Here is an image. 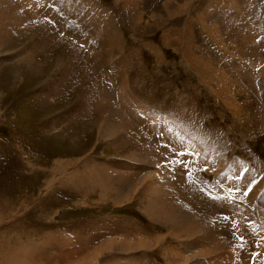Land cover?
I'll return each mask as SVG.
<instances>
[{
  "label": "rangeland",
  "instance_id": "rangeland-1",
  "mask_svg": "<svg viewBox=\"0 0 264 264\" xmlns=\"http://www.w3.org/2000/svg\"><path fill=\"white\" fill-rule=\"evenodd\" d=\"M253 180L229 227L213 197ZM148 188L161 190L156 220ZM262 194L264 0H0V264L17 250L47 252L43 264H207L229 249L241 259L226 264H264ZM192 207L240 243L205 255L203 235L161 217Z\"/></svg>",
  "mask_w": 264,
  "mask_h": 264
},
{
  "label": "bare ground",
  "instance_id": "bare-ground-1",
  "mask_svg": "<svg viewBox=\"0 0 264 264\" xmlns=\"http://www.w3.org/2000/svg\"><path fill=\"white\" fill-rule=\"evenodd\" d=\"M41 1V0H40ZM207 28V27H206ZM213 32V31H212ZM188 35V34H187ZM189 37V36H188ZM190 43V42H189ZM188 45V44H187ZM190 45V44H189ZM185 46V45H184ZM188 50V49H187ZM189 60H190V58H188ZM194 61V60H193ZM198 60H196L195 62H197ZM199 61H200V59H199ZM192 62V61H191ZM195 62H194V64H195ZM199 64V63H198ZM196 66V65H195ZM194 66V67H195ZM201 66V65H200ZM199 68V67H198ZM199 69H197V71H198ZM195 72V71H194ZM209 72V71H208ZM207 74V73H206ZM209 74V73H208ZM124 89V88H123ZM127 91L124 89L123 90V95L121 96V101L123 100V102H126V104H127V107L128 108H131L132 106H131V104L128 102V97H129V95H128V97H126L127 96V94L128 93H126ZM125 105V104H124ZM134 109H136L137 110V113L139 112L141 115H146V113H150L149 111H147L146 109H144L143 107H141L139 104H135V107H133ZM132 108V109H133ZM128 112V111H127ZM153 113V112H152ZM153 114H155V113H153ZM152 114V115H153ZM148 115V114H147ZM116 118V117H115ZM146 119H148V118H146ZM155 119V118H154ZM150 120V119H149ZM158 120V119H157ZM113 121V120H112ZM112 123V122H111ZM120 123V122H119ZM116 124V123H115ZM167 124V123H166ZM153 125H154V122H153ZM108 127H110L109 126V124H108ZM103 128H104V126H103ZM107 129V128H106ZM110 130H112V131H114V133H117L116 132V129H114L112 126H111V128H109ZM105 130V129H104ZM109 131V130H108ZM105 133V132H104ZM102 136V135H101ZM143 140V139H142ZM139 152V151H138ZM93 166H94V164H92ZM91 167L90 169H93L92 171H90V172H92L93 174H95V173H97L98 172V174H99V171H100V175H101V177L102 178H104V172L103 171H105L106 170V172H107V166H106V168L104 169V167H103V165H98L99 167V169L97 168V169H95L94 167ZM109 166V165H108ZM82 169V168H81ZM112 169V168H111ZM89 170V169H88ZM79 171V170H78ZM87 171V170H86ZM77 173V172H76ZM75 173V174H76ZM81 173V172H80ZM73 174H74V170H73ZM82 175V174H81ZM89 175V174H88ZM105 175H108V172H107V174H105ZM87 177V176H86ZM85 177V178H86ZM119 177H120V179L121 178H124V175H123V173H121L120 175H119ZM78 178V177H77ZM88 178L90 179V177L88 176ZM97 178V177H96ZM101 178V179H102ZM91 179H92V177H91ZM95 179V178H94ZM97 180H98V178H97ZM96 181V180H95ZM99 182H100V180H99ZM101 184V183H100ZM177 186V185H176ZM102 188H103V186H101ZM102 188H100V189H102ZM99 189V188H98ZM148 190H151L150 192H152L153 191V194H154V196L156 197V199H151V212H152V214L154 215V218H155V220L156 219H158V216H157V214H158V210L156 209V207L158 208V209H160V210H162V202L160 201V195L159 194H156V193H158V192H160L161 190H159V189H154L153 190V188H148ZM83 193V192H82ZM157 195H158V198H157ZM175 195H177V196H179V195H181V192H178V191H173V197H174V199H176L175 198ZM180 198V197H179ZM185 200V201H184ZM181 201H183L184 203H189V201L188 200H186V199H181ZM182 202V203H183ZM183 203V204H184ZM190 204V203H189ZM186 205V204H185ZM191 205H193L192 203L188 206V209H189V207L191 206ZM178 208V207H177ZM177 208H175L174 210H178V209H180V208H182V206H181V204H179V208L177 209ZM183 209V208H182ZM217 209V208H216ZM225 209V208H224ZM159 210V211H160ZM174 210H172V211H170L169 213H168V211H165V210H163L164 211V214L162 213L161 214V217L162 216H164V219H165V217H168L169 218V215L171 216V218L173 219V220H171V222L173 223V221H176V223H173V224H176V226L178 225V227L177 228H175L176 230V233H177V235L178 236H191V235H194L195 233H199L198 235H199V237H201V235H203L202 237L207 241V242H209L208 243V247H206V248H204L205 249V255L206 254H211V255H213L212 253H214V252H216L217 254H219V255H223V254H225V252H226V255H225V257H220L221 259H217V260H212V261H210L209 263H207V264H226L227 263V261H229V258H232V253L234 254V253H236L237 255H236V258H235V260L236 261H239L238 260V258L240 257V256H238L239 255V253H238V251H240V250H235V251H232L231 252V250L232 249H229V250H226L225 252H224V249H227V247L229 246L230 248H231V246H233V245H236L237 243H240V241L239 240H237V238H233L230 234H229V231H228V229L226 228V230L227 231H225V229H224V233L223 232H219L220 230H219V227H218V230L216 229V227L219 225V223H217L218 225L217 226H215V229L213 228L214 226H212L210 223H208V220L207 219H202V218H198V216L196 215V213L194 212V209H193V207L190 209V211L189 212H191L190 213V215H187V217L186 218H184V215H180L179 213L180 212H177V211H174ZM162 212V211H161ZM212 212V211H211ZM210 212V213H211ZM160 215V214H159ZM214 216V215H213ZM218 216V215H217ZM4 218V217H3ZM163 218V217H162ZM161 218V219H162ZM170 218V219H171ZM220 218V217H219ZM167 219V218H166ZM170 219L169 220H167V221H170ZM199 219H201V220H199ZM211 219V218H210ZM4 220H5V218H4ZM247 220V219H246ZM211 221H212V219H211ZM220 221H222V220H220ZM241 221V220H240ZM213 222V221H212ZM197 226H199V227H197ZM248 224V223H247ZM215 225V224H214ZM222 225V224H221ZM226 225V224H225ZM230 225V224H229ZM249 225V224H248ZM173 226V225H172ZM220 226V225H219ZM223 226V225H222ZM228 225H226V227H227ZM247 226V225H246ZM175 227V226H174ZM212 227V228H211ZM222 228V227H221ZM249 228V227H248ZM145 229V228H144ZM223 229V228H222ZM221 229V230H222ZM244 229V228H243ZM146 230V229H145ZM145 230H144V232H145ZM171 230V229H170ZM174 231V230H173ZM203 232L202 234H201V232ZM239 231V230H238ZM248 231H250V230H248ZM226 232V233H225ZM147 233V232H146ZM174 233V232H173ZM249 233V232H248ZM134 234H135V232H134ZM148 234V233H147ZM146 234V235H147ZM236 234V233H235ZM234 234V235H235ZM251 234V233H250ZM125 235V234H124ZM166 235H168V234H166ZM165 235V236H166ZM169 235H170V233H169ZM174 235V234H173ZM220 235L222 236V237H220ZM242 235V234H241ZM228 236V237H227ZM158 237V236H157ZM162 237V236H161ZM164 237V236H163ZM198 237V236H197ZM239 238V237H238ZM67 239V238H66ZM65 239V240H66ZM94 239H95V237H94ZM128 238H126L125 240H127ZM137 239H139L140 240V238L138 237ZM148 239V238H147ZM157 240H158V238H156ZM155 239V240H156ZM203 239V240H204ZM65 240H63L64 242H65ZM152 240H153V238H152ZM161 240H163V238L161 239ZM164 240H165V237H164ZM17 241V240H16ZM55 241V240H54ZM59 241V240H58ZM70 241V240H69ZM76 241V240H75ZM87 241H89V239H87ZM84 242V244H86V243H88V242ZM90 241H93V237L90 239ZM141 241V243L140 244H142V242L143 241H145V240H140ZM158 241H160V240H158ZM256 241V240H255ZM259 241V240H258ZM19 242V241H18ZM21 242V241H20ZM56 242V241H55ZM60 242V241H59ZM68 244L70 243V242H68V241H66ZM65 242V243H66ZM83 242V241H82ZM111 242V241H110ZM114 242V241H113ZM131 242V241H130ZM135 242H136V244L138 243L137 241H136V239H135ZM147 242V241H146ZM150 242H151V240H150ZM235 242V243H234ZM247 242V241H246ZM48 243V242H47ZM76 243V242H75ZM77 243H79V242H77ZM124 243H125V241H124ZM123 243V244H124ZM152 243H153V241H152ZM243 243V242H242ZM256 243H257V241H256ZM259 243V242H258ZM19 244V243H18ZM49 245H50V241H49V243H48ZM56 244V243H55ZM54 244V245H55ZM59 244V243H58ZM57 244V245H58ZM64 244V243H63ZM62 244V245H63ZM83 244V243H82ZM89 244V246L91 245L90 243H88ZM88 244H87V246H88ZM129 244V243H128ZM131 244V243H130ZM135 244V245H136ZM146 244V243H145ZM230 244H231V246H230ZM260 244V243H259ZM15 245V244H14ZM76 245H79V244H76ZM126 245H127V243H126ZM154 245V244H153ZM258 245V244H257ZM56 246V245H55ZM59 246V245H58ZM67 246V245H66ZM83 246L84 245H82V246H79V248H76L75 246V248L71 251L70 250V252H68V251H64V249H65V247H63L61 250H59V251H64L63 253H61L60 252V257H61V259L60 260H62V259H66V258H76V257H78L77 255H79V254H83L84 253V250L85 249H83ZM86 246V245H85ZM87 246H86V248H87ZM88 246V248H87V250H85L86 252L88 251V249L91 247H89ZM145 246V245H144ZM150 246V245H149ZM152 246V245H151ZM182 246H184V247H187V245H182ZM207 246V245H206ZM32 247V246H31ZM36 247V246H35ZM34 247V248H35ZM37 247H38V244H37ZM37 247H36V249H37ZM60 247V246H59ZM121 247V246H120ZM131 247V246H130ZM141 247V246H140ZM190 247V245L187 247V248H189ZM235 247V246H234ZM243 247V246H242ZM242 247H241V249H242ZM262 247V246H261ZM29 248V247H28ZM39 248V247H38ZM125 248V247H124ZM133 248V247H132ZM152 248V247H151ZM170 248V247H169ZM259 248V247H258ZM59 249V248H58ZM29 250H31V249H29ZM35 250V249H34ZM33 251V250H32ZM36 251H38V250H36ZM35 251V253H36V255L35 254H32V253H30L31 254V257L29 256V255H26V256H24L23 254H22V251H19L18 252V250L17 251H13L12 252V254L10 255V257L9 256H7V255H5V258L4 259H6L5 260V264H43V262H44V260H45V258H47L46 256H48V254H47V252H40L39 251V253H37ZM41 251H42V249H41ZM128 251H129V249H128ZM168 251V250H167ZM171 251V250H170ZM169 251V252H170ZM173 251V250H172ZM185 251V250H184ZM202 251H203V249H202ZM201 251V252H202ZM237 251V252H236ZM244 251V250H243ZM29 252V251H28ZM34 252V251H33ZM80 252H83V253H80ZM204 252H202V253H204ZM248 252V251H247ZM254 252H257V250L256 251H254ZM177 253H179L178 251H177ZM181 253V252H180ZM187 253V252H186ZM263 254H264V252H262ZM3 255H4V253H2ZM28 254V253H27ZM252 254H254V253H252ZM256 254V253H255ZM258 254H260L261 255V253H258ZM257 254V255H258ZM83 255H85V253L83 254ZM82 255V256H83ZM87 255V254H86ZM176 255L177 254H173V257L175 256V258H176ZM194 255V254H193ZM215 255V254H214ZM56 256H58V254L56 255ZM81 256V255H80ZM230 256V257H229ZM248 256V255H247ZM206 257H208V258H210L209 256H206ZM214 257V256H213ZM219 257V256H218ZM255 257V256H254ZM257 257V256H256ZM261 257V256H260ZM2 258V257H1ZM58 258H59V256H58ZM80 258V257H79ZM79 258H77V260L79 259ZM178 258V257H177ZM4 259H2V260H4ZM56 259V258H55ZM89 259V258H88ZM87 259V260H88ZM151 259V258H150ZM150 259H149V261H150ZM240 259H241V257H240ZM247 259V258H246ZM50 260V259H49ZM59 259H57V260H54V261H58ZM59 260V261H60ZM83 260L85 261L86 260V258H83ZM148 260V259H147ZM182 260V259H181ZM186 260V259H185ZM244 260V259H243ZM249 260V259H248ZM259 260V259H258ZM250 261V260H249ZM256 261V260H255ZM3 262V261H2ZM80 262V261H79ZM230 262V261H229ZM234 262V261H233ZM248 262V261H247ZM252 262V261H251ZM257 262V261H256ZM255 262V263H256ZM54 263V262H53ZM140 263V262H139ZM236 263V262H235ZM238 263H240V262H238ZM254 263V262H253ZM156 264V263H155ZM167 264V263H166ZM184 264H189V263H186V261L184 262ZM192 264H194V263H192ZM231 264V263H230ZM240 264H243V261H242V263H240ZM244 264H246V262H244ZM250 264V263H249ZM252 264V263H251Z\"/></svg>",
  "mask_w": 264,
  "mask_h": 264
},
{
  "label": "snow or ice",
  "instance_id": "snow-or-ice-1",
  "mask_svg": "<svg viewBox=\"0 0 264 264\" xmlns=\"http://www.w3.org/2000/svg\"><path fill=\"white\" fill-rule=\"evenodd\" d=\"M178 155L182 158H186L187 156H194L196 153L194 152H185V151H179ZM190 162V161H189ZM171 163L175 165H180L183 169H188V165L183 163V160H172ZM179 170V169H177ZM205 172L208 171V169H203ZM243 171L246 173L248 171L247 168H244ZM191 174V170L188 169V175ZM237 178L243 181V176L241 174H237ZM257 182L255 180L249 182L245 185V188L242 190L239 185H229L228 187V193L229 195L225 197H213V199L217 200H223L225 203V206L229 209L230 214H225L223 216L224 221H231V225L229 227H238V224L236 222V215L239 212L240 208V201L237 200V197L235 193H240L242 198H247L250 193H252V186L255 185ZM259 199L264 200V194H262ZM243 239V237H241Z\"/></svg>",
  "mask_w": 264,
  "mask_h": 264
}]
</instances>
